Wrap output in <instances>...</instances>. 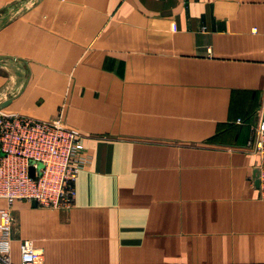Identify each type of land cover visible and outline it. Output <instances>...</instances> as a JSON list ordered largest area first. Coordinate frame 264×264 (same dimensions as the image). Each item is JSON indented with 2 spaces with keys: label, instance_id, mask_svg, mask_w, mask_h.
<instances>
[{
  "label": "crops",
  "instance_id": "crops-1",
  "mask_svg": "<svg viewBox=\"0 0 264 264\" xmlns=\"http://www.w3.org/2000/svg\"><path fill=\"white\" fill-rule=\"evenodd\" d=\"M0 56L1 109L90 158L69 209L0 197L13 264H264V0H0Z\"/></svg>",
  "mask_w": 264,
  "mask_h": 264
},
{
  "label": "built area",
  "instance_id": "built-area-1",
  "mask_svg": "<svg viewBox=\"0 0 264 264\" xmlns=\"http://www.w3.org/2000/svg\"><path fill=\"white\" fill-rule=\"evenodd\" d=\"M82 137L81 132L64 123L61 113L39 118L0 108V197L9 204L26 199L42 207L71 208L78 173L89 163L83 156ZM247 143L259 156L260 194L264 199V98ZM11 220L9 209L0 208V264H13ZM20 252V264H43L41 252L31 240L21 241Z\"/></svg>",
  "mask_w": 264,
  "mask_h": 264
},
{
  "label": "water",
  "instance_id": "water-1",
  "mask_svg": "<svg viewBox=\"0 0 264 264\" xmlns=\"http://www.w3.org/2000/svg\"><path fill=\"white\" fill-rule=\"evenodd\" d=\"M9 60H10V58H8V57L0 56V64L1 65H4V66L9 67L10 64L7 63ZM8 102H9L8 98H6V99L5 98L0 99V108H3L4 106H6L8 104ZM256 184L257 185H260L258 170H257V173H256ZM32 203L34 205L37 204V202L35 200H33Z\"/></svg>",
  "mask_w": 264,
  "mask_h": 264
},
{
  "label": "rangeland",
  "instance_id": "rangeland-1",
  "mask_svg": "<svg viewBox=\"0 0 264 264\" xmlns=\"http://www.w3.org/2000/svg\"><path fill=\"white\" fill-rule=\"evenodd\" d=\"M85 151V150H84ZM83 156H85L86 158H88V162H90V158L88 157V155L84 152V154H83ZM85 168V166L83 165V166H81V169H80V171H79V173L81 172V170H83ZM78 173V174H79ZM75 201V200H74ZM73 204H74V202H73ZM73 206V205H72Z\"/></svg>",
  "mask_w": 264,
  "mask_h": 264
}]
</instances>
